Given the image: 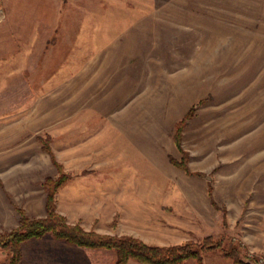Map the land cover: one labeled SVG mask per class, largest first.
<instances>
[{"label": "rangeland", "instance_id": "rangeland-1", "mask_svg": "<svg viewBox=\"0 0 264 264\" xmlns=\"http://www.w3.org/2000/svg\"><path fill=\"white\" fill-rule=\"evenodd\" d=\"M61 177L67 224L264 264V0H0V233L45 217ZM116 257L20 246V264Z\"/></svg>", "mask_w": 264, "mask_h": 264}, {"label": "trees", "instance_id": "trees-1", "mask_svg": "<svg viewBox=\"0 0 264 264\" xmlns=\"http://www.w3.org/2000/svg\"><path fill=\"white\" fill-rule=\"evenodd\" d=\"M179 130L180 127L178 132ZM178 141L177 133L175 142L178 144ZM62 182V177L56 181L47 180L50 190L47 194L45 217L28 219L20 212L19 226L10 232L0 233V246L11 253L7 264H20V246L24 241L39 239L47 234L75 247L113 249L117 256L114 264H127L129 260L143 264H181L186 259H194L196 264H202V252L222 249L220 243L213 242L210 237L204 238L200 244L187 242L172 246H149L133 237L101 235L67 224L65 219L56 213L54 206L53 194Z\"/></svg>", "mask_w": 264, "mask_h": 264}, {"label": "crops", "instance_id": "crops-1", "mask_svg": "<svg viewBox=\"0 0 264 264\" xmlns=\"http://www.w3.org/2000/svg\"><path fill=\"white\" fill-rule=\"evenodd\" d=\"M40 15H42V14H40ZM34 16H35V15H34ZM36 17H37V16H36ZM38 17H39V16H38ZM40 17H45V19H49V16H48V15H43V16H40ZM40 21H41V20H40ZM40 21H39V20H36V18L32 20V22H40ZM3 33L5 34V31H3ZM6 33H7V32H6ZM7 34H9V32H8ZM14 44H15V43H14ZM37 44H38V43L35 42L33 45L35 46V45H37ZM35 48H36V47H35ZM33 53H34L35 55H37V54H36V53H37L36 51H34ZM34 54H33V55H34ZM35 55H34V56H35ZM20 59H21V57H19L17 61H20ZM97 59H98V58H97ZM101 61H102L101 58H99V62H101ZM37 62H38V61H37ZM37 62H36V63H37ZM56 125H57V124H56ZM57 126H58V127H62V129H63L64 127H65V128L68 127V123H64V121H63V122H61V123H58ZM59 133H60V132H59ZM68 140H69V138H68Z\"/></svg>", "mask_w": 264, "mask_h": 264}]
</instances>
